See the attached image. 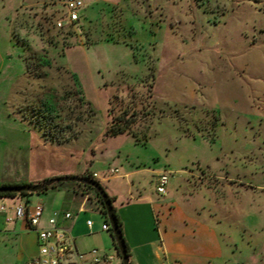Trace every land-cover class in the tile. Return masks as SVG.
Returning <instances> with one entry per match:
<instances>
[{
  "label": "rangeland",
  "instance_id": "rangeland-1",
  "mask_svg": "<svg viewBox=\"0 0 264 264\" xmlns=\"http://www.w3.org/2000/svg\"><path fill=\"white\" fill-rule=\"evenodd\" d=\"M82 1L75 27L66 0H0V186L96 173L116 210L132 205L131 234L148 236L159 217L141 199L159 195L155 175L167 171L176 193L192 173L219 197L227 264H264V0ZM123 112L134 132L109 135ZM48 191L47 205L70 202Z\"/></svg>",
  "mask_w": 264,
  "mask_h": 264
},
{
  "label": "crops",
  "instance_id": "crops-1",
  "mask_svg": "<svg viewBox=\"0 0 264 264\" xmlns=\"http://www.w3.org/2000/svg\"><path fill=\"white\" fill-rule=\"evenodd\" d=\"M136 172L126 173L125 177ZM161 173H157L155 179ZM183 175L177 178V184L184 191L178 190L175 193L170 189L169 183L166 195H146L141 199L145 202L144 206L150 218L159 217L157 234L149 232L148 236H144V229L140 226L131 234L124 211H128L127 208H131L132 205L124 206L121 203V209H117L123 222V233L130 249L132 264H227L230 260L229 256L225 257L222 235L217 232L214 221L216 215L222 213L218 209L219 197L215 191L211 193L213 195L206 191L208 187L201 177L185 171ZM211 177L205 176V179ZM35 181L41 179L37 178ZM106 189L109 195L115 198V203L120 201V195L113 185L109 184ZM52 190L66 193L70 196V202H64L61 206L54 202L47 205L51 195L49 191L46 192L45 198L36 199L45 204L42 226L46 225L48 217L54 210L71 211L77 216L66 225L78 250L99 248L105 252L117 253L112 233L102 230L106 218L100 212L97 203L95 207L89 206L87 197L81 200L79 198L81 194L77 191L62 188ZM80 208L84 211L79 212ZM92 217H95V221ZM88 220L93 222L91 228L87 225ZM0 236L4 238V242L11 244L10 264H24L37 252V236L34 232L28 231L23 222L6 224L4 217L0 216Z\"/></svg>",
  "mask_w": 264,
  "mask_h": 264
},
{
  "label": "built area",
  "instance_id": "built-area-1",
  "mask_svg": "<svg viewBox=\"0 0 264 264\" xmlns=\"http://www.w3.org/2000/svg\"><path fill=\"white\" fill-rule=\"evenodd\" d=\"M84 7L82 0H66L65 15L68 24L80 19V10ZM65 23L59 21L56 26L63 28ZM110 174L118 175L117 169H110ZM94 178H98L96 173ZM169 185L168 172L164 171L156 178L155 190L159 195H166ZM84 209L80 208L79 212ZM45 214V204L40 200L32 201L30 198H18L13 204H0V216L4 217L6 224L23 222L28 231L34 232L37 236V252L28 258L24 264H120L121 257L117 253L105 252L99 248H92L88 251L77 249L67 222L73 221L77 214L59 209L54 210L47 219L45 226L42 221ZM91 228L93 222L87 221ZM103 231L111 232L109 222L102 226Z\"/></svg>",
  "mask_w": 264,
  "mask_h": 264
},
{
  "label": "water",
  "instance_id": "water-1",
  "mask_svg": "<svg viewBox=\"0 0 264 264\" xmlns=\"http://www.w3.org/2000/svg\"><path fill=\"white\" fill-rule=\"evenodd\" d=\"M67 182H75L80 183L82 185L89 186L95 189L102 198L103 205L105 207L107 213V219L111 227V233L113 240L115 242V247L118 253L121 256L122 264H131L130 257L127 250V244L124 239L123 233L118 224V218L116 214V209L113 205V202L108 195L107 191L104 187L94 179H87L82 176H60L54 177L50 180L44 181L40 184H20V185H11V186H0V194H19L23 192L28 193H37L42 189H47L54 184L58 183H67Z\"/></svg>",
  "mask_w": 264,
  "mask_h": 264
},
{
  "label": "trees",
  "instance_id": "trees-1",
  "mask_svg": "<svg viewBox=\"0 0 264 264\" xmlns=\"http://www.w3.org/2000/svg\"><path fill=\"white\" fill-rule=\"evenodd\" d=\"M68 25L75 26V27H80L81 26L80 25V19L78 21H76L74 23H71V24H68ZM63 28H65V25L63 26ZM63 28L59 29V31L63 30ZM62 32H65L66 34L63 35ZM62 32H61L62 33L61 36L58 37V38H60L61 40L63 39L62 41L65 42V44H66L67 43L66 42L67 36L68 35L69 36L73 35V30L70 29L67 32L65 30H63ZM150 88H153V85H150ZM149 91H151V89ZM128 114H130V113L123 112L122 115L118 116L117 118H115V117L113 118V125H111L110 130L108 132L109 135L117 136V135H120V134H127V133H133L134 132L133 129H132V120L134 118V114H132V116H129ZM82 177L87 178V179L97 180L96 178H94L93 174H91L89 172L83 174ZM67 183L75 184V185L79 186V188H82L84 190H87V189L88 190H92L95 193V196L97 198L99 210L103 214V216L106 218V222H108L107 213H106L105 207L103 205L102 198H101V196L99 195V193L95 189H93V188H91L89 186H86V185H82L80 183H75V182H67ZM67 183L54 184L51 187H49L47 189H42L39 192L34 193V194L46 193L50 189H57L59 186L67 184ZM104 189L106 190V188H104ZM31 195H33V194L32 193H28V192H23V193H19V194H14V193H12V194H0V197H19V198H27L28 199ZM110 198H111L112 202L114 203L115 198L112 197V196H110ZM116 214H117V218H118L119 227H120V229H121V231L123 233V222H122L117 210H116ZM123 236H124V233H123ZM124 239H125V237H124ZM125 241H126V239H125ZM126 244H127V242H126ZM127 250H128L129 257H131L130 249H129L128 244H127ZM117 254L119 255V257H121L120 254L118 253V251H117ZM121 264H122V261H121Z\"/></svg>",
  "mask_w": 264,
  "mask_h": 264
}]
</instances>
